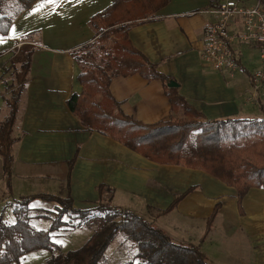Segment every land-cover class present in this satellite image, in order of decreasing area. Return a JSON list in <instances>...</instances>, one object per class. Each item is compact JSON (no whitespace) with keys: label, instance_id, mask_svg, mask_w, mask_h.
Wrapping results in <instances>:
<instances>
[{"label":"crops","instance_id":"obj_1","mask_svg":"<svg viewBox=\"0 0 264 264\" xmlns=\"http://www.w3.org/2000/svg\"><path fill=\"white\" fill-rule=\"evenodd\" d=\"M114 1L36 0L0 37L5 76L0 122L9 114L5 98L15 82L13 70L20 67L24 53L33 50L14 123L13 136L20 138L12 144L10 185L0 156V210L4 216L13 213L10 202L23 196L68 192L75 207L87 209L109 201L112 193L113 205L140 214L175 242L198 246L214 264H264V189L251 188L241 209L236 188L216 176L151 160L108 134L87 129L68 106L70 96L83 89L78 80L82 68L71 51L94 39L92 17ZM214 2L142 0L122 3L117 12H126L124 21H135L129 30L134 47L176 81L178 93L204 117H264V91L257 95L252 79L261 67L256 43L233 44L234 72L214 70L202 59ZM166 86L139 74L117 75L110 92L125 113L156 123L183 114L182 107L174 111ZM102 98L103 92L94 97ZM101 185L109 188L100 193ZM179 195L176 207L169 209Z\"/></svg>","mask_w":264,"mask_h":264},{"label":"trees","instance_id":"obj_2","mask_svg":"<svg viewBox=\"0 0 264 264\" xmlns=\"http://www.w3.org/2000/svg\"><path fill=\"white\" fill-rule=\"evenodd\" d=\"M35 1L0 0V37L7 35L14 20ZM123 1L142 0H115L94 15V39L71 51L82 68L78 80L83 89L70 96L68 106L87 129L108 134L151 160L202 169L216 176L236 188L242 209V201L251 188L264 189V117L207 119L188 105L177 88L168 86L166 93L174 111L182 107L187 117L144 123L125 113L121 102L110 92L114 76L139 74L166 84L171 79L132 44L129 30L135 21H124L126 12L123 16L117 12V7L126 3ZM128 14L131 15L130 10ZM32 51H26L20 67L11 71L15 82L8 86L9 97L5 98L9 114L0 122V156L8 185L14 161L12 144L20 138L13 136L14 123L26 89ZM2 68L0 77L4 79ZM100 92L103 98L97 101L94 97ZM106 188L109 187L101 185L100 193ZM111 197L112 193L109 201L87 209L75 207L69 192L66 198L40 193L15 199L14 221L8 222L0 210V264L19 262L26 254L39 250L50 252L41 264H214L198 246L175 242L140 214L113 205ZM37 198L54 200L56 209L33 214L31 205ZM181 198L182 195L177 196L169 209L175 208ZM218 208L219 204L208 219V231ZM35 218L48 219L49 228H37L32 222ZM83 227L93 232L76 248L62 250L53 239L61 229ZM119 233L123 234L122 246L112 257L109 250Z\"/></svg>","mask_w":264,"mask_h":264},{"label":"built area","instance_id":"obj_3","mask_svg":"<svg viewBox=\"0 0 264 264\" xmlns=\"http://www.w3.org/2000/svg\"><path fill=\"white\" fill-rule=\"evenodd\" d=\"M263 1L256 0L252 5H243L242 0H215L210 9L214 18L206 30L202 50L203 61L212 69L234 72L237 69V59L232 50L233 44L236 41L256 43L260 50L261 67L253 73L252 79L257 95L264 91ZM1 84L0 77V86Z\"/></svg>","mask_w":264,"mask_h":264},{"label":"rangeland","instance_id":"obj_4","mask_svg":"<svg viewBox=\"0 0 264 264\" xmlns=\"http://www.w3.org/2000/svg\"><path fill=\"white\" fill-rule=\"evenodd\" d=\"M16 60H17V63L20 62V60H18V57L16 58ZM237 72L240 74H244L240 70H238ZM3 85L4 83L2 84V86ZM183 117H187V116L182 114L180 117H177V118L179 119ZM53 195H56L57 197H60V198H66L67 196V194H59V193L53 194ZM13 201L14 200H12L10 204ZM101 202H104V201H101ZM56 205L57 203L54 200H44L42 198H37L32 202L31 206L33 208V214H36V213H44L47 211H54L56 209L55 208ZM4 217L8 222H12L15 220V215L12 212H8ZM33 220L34 221L32 222L37 228L39 229L49 228L50 221L48 219H36L35 218ZM92 232H93V229H90L88 227L72 228L68 230L61 229L54 234L53 239L54 241H56L57 243L61 245L62 250H68V249H73V248H76L82 245L86 241V239L92 234ZM122 236H123L122 233L118 234L119 238L115 241V243L112 245V247L109 250V253L112 255V257L115 254V250L119 249V247L122 246V242H121V240H123ZM126 250H127V247H126ZM49 255H50V252L47 250L34 251V252L26 254L19 262H15L12 264H41L42 262L46 260V258L49 257Z\"/></svg>","mask_w":264,"mask_h":264},{"label":"water","instance_id":"obj_5","mask_svg":"<svg viewBox=\"0 0 264 264\" xmlns=\"http://www.w3.org/2000/svg\"><path fill=\"white\" fill-rule=\"evenodd\" d=\"M179 84L174 81V80H170L168 83H167V86L168 87H177Z\"/></svg>","mask_w":264,"mask_h":264}]
</instances>
